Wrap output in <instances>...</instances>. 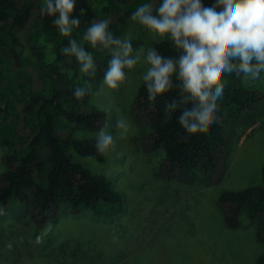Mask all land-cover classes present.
I'll use <instances>...</instances> for the list:
<instances>
[{"label": "trees", "instance_id": "obj_1", "mask_svg": "<svg viewBox=\"0 0 264 264\" xmlns=\"http://www.w3.org/2000/svg\"><path fill=\"white\" fill-rule=\"evenodd\" d=\"M144 2L91 0L78 5L73 15L80 18V26L64 37L53 24L54 17L40 14L44 0H0V147L4 150L0 216L11 211L35 233H43L62 213L114 218L123 210V195L110 178L74 158L76 154L97 162L105 159V153L95 148L96 139L73 136L78 128L103 127L107 113L89 106V99L103 81L110 55L92 49L82 37L90 23L104 19L121 37L131 13ZM152 2L155 6L158 0ZM69 39L93 53L94 76L81 73L75 57L63 53ZM132 43L138 48L144 40ZM149 46L166 56L176 54L167 41L153 39ZM222 79L227 84L212 125L177 122L178 110L170 116L164 112L175 90L150 105L146 89L139 85L131 105L138 147L146 153H163L161 178L217 185L229 168L234 142L245 129L264 120L263 88L234 75ZM83 86L89 91L77 100L73 91ZM217 203L228 227H237L241 217L253 220L256 238L264 245V163L259 182L223 190ZM255 264H264V252Z\"/></svg>", "mask_w": 264, "mask_h": 264}, {"label": "rangeland", "instance_id": "obj_2", "mask_svg": "<svg viewBox=\"0 0 264 264\" xmlns=\"http://www.w3.org/2000/svg\"><path fill=\"white\" fill-rule=\"evenodd\" d=\"M88 3L91 0H77L76 6ZM125 35L144 40V47L156 39L132 20L121 37ZM144 68L126 69V80L117 89L101 83L89 99V106L107 112L103 127L113 135L115 150L105 153L103 162L74 154L110 178L123 195V210L114 218L62 213L46 233L48 226L35 233L8 211L0 216V264H255L264 252L254 221L241 217L237 227H228L217 203L221 191L259 182L264 120L234 142L229 168L217 185L165 180L158 175L163 153L139 149L138 127L131 116ZM246 84L264 89V78ZM120 118L133 126L125 138L115 127ZM98 131L78 128L73 136L96 139Z\"/></svg>", "mask_w": 264, "mask_h": 264}, {"label": "clouds", "instance_id": "obj_3", "mask_svg": "<svg viewBox=\"0 0 264 264\" xmlns=\"http://www.w3.org/2000/svg\"><path fill=\"white\" fill-rule=\"evenodd\" d=\"M77 0H44L42 16H52L61 36L70 37L80 26L73 12ZM130 19L156 38L167 41L175 55H163L154 46L133 47V37H118L109 29V21L90 23L83 41L92 49L110 55L103 74V85L117 89L126 80V69L145 66L140 77L147 91V101L176 95L166 101L165 115L179 111L177 122L183 125H212L217 119L218 102L224 97L225 75L247 83L264 78V0H152L140 4ZM74 56L80 72L94 76L93 53L75 39L62 49ZM87 85V82H85ZM87 86L76 87L73 96L80 100ZM119 136L125 138L133 129L125 118L116 121ZM116 142L105 127L97 133L95 148L99 153L114 151ZM4 150H0V156ZM51 225L45 229V233ZM39 239V238H38Z\"/></svg>", "mask_w": 264, "mask_h": 264}]
</instances>
